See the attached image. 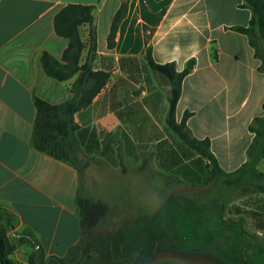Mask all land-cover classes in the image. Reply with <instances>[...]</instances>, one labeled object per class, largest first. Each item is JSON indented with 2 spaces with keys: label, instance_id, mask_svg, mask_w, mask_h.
Segmentation results:
<instances>
[{
  "label": "crops",
  "instance_id": "0c3cea01",
  "mask_svg": "<svg viewBox=\"0 0 264 264\" xmlns=\"http://www.w3.org/2000/svg\"><path fill=\"white\" fill-rule=\"evenodd\" d=\"M68 1L92 5L95 49L89 63L92 69L109 73L91 101L73 113L77 124L95 130L100 157L106 143L110 160L121 162L118 146L123 145L136 162L135 169L154 149L149 145L154 146L168 129L167 83L147 66V47L153 60L172 61L176 70L187 68L191 61L181 80L176 118L183 110L190 111L186 124L191 133L208 137L210 150L226 171L245 160L252 136L247 124L262 113L264 100V72L256 69L258 60L246 36L230 28L248 22L250 11L240 4L242 0H126L111 47L106 46V34L120 0H0V207L12 213L14 229L28 225L44 252L56 255L79 236L73 201L77 175L68 163L34 149L29 137L32 94L52 103L71 94L68 86L74 75L58 81L46 75L39 63L41 51L59 57L66 46V38L54 32L52 18ZM79 31L85 40L87 25ZM85 54L86 48L79 62ZM155 78L166 84L161 86ZM125 139L132 145L130 150ZM256 167L264 170V157ZM143 168L140 172L162 170L153 156ZM249 194L245 213L238 210L236 215L244 216L250 229L261 235L264 192ZM22 249L12 252L20 264ZM153 263L175 264L155 259Z\"/></svg>",
  "mask_w": 264,
  "mask_h": 264
},
{
  "label": "trees",
  "instance_id": "16d2710c",
  "mask_svg": "<svg viewBox=\"0 0 264 264\" xmlns=\"http://www.w3.org/2000/svg\"><path fill=\"white\" fill-rule=\"evenodd\" d=\"M240 4L250 11L248 22L230 28L246 36L252 55L258 60L256 69L264 72V0H242ZM91 9V4L68 1L53 15V30L66 38V46L59 57L41 51L39 63L46 75L58 81L74 75L68 86L71 94L56 103L32 94L34 115L29 137L34 149L75 169L77 186L73 201L79 236L62 255L47 254L37 234L28 225L14 229L9 212L0 207V264H20L12 256L13 250L19 247L23 248L21 264H154V253L162 250L202 255L218 264H264V234L250 229L244 216L226 212L228 203L237 196L264 192V170L256 167L258 160L264 157V100L260 104L262 113L252 116L247 124L252 136L245 150V160L226 171L210 150L208 137L191 133L186 124L190 111L183 110L176 118L175 105L187 68L176 70L172 61L156 62L149 47L144 53L145 62L167 83L165 125L188 150L196 153L201 175L190 166L182 168L179 175L168 174L176 183L191 178L190 193L169 194L148 215L135 216L108 232L95 230L109 206L100 198L82 194L80 178L91 162L101 161L100 148L93 127L80 126L73 118V113L86 106L109 77L106 70L92 69L89 63L95 49ZM125 11L126 0H120L110 19L107 47L113 45L114 32ZM81 25H87L85 40L80 35ZM84 48L85 58L79 62ZM211 58H216L215 48H212ZM163 141L156 140L154 149L135 170L144 169L152 156L162 170L177 163L172 154H167ZM125 148H132L128 139H125ZM145 171L151 172V169ZM6 229H11V235H6Z\"/></svg>",
  "mask_w": 264,
  "mask_h": 264
},
{
  "label": "rangeland",
  "instance_id": "374dc122",
  "mask_svg": "<svg viewBox=\"0 0 264 264\" xmlns=\"http://www.w3.org/2000/svg\"><path fill=\"white\" fill-rule=\"evenodd\" d=\"M162 86L164 80L155 78ZM162 139L168 153H171L177 163L172 167L149 172H138L133 167L135 161L124 152V146H118L121 152V163L110 160L107 152L109 144L104 143L100 162H91L83 171L80 178V191L84 195L100 198L109 208L95 226L97 232H108L116 226L126 223L139 215L152 213L161 199L169 194H188L191 178L184 183H176L171 175H179L182 168L190 166L199 175L200 162L197 155L188 150L185 145L169 129L164 128ZM153 143L149 149L153 148ZM197 164V165H196ZM150 166L154 168L150 162ZM171 174V175H168ZM203 174V173H202ZM251 203L249 193L234 198L227 206V214L236 216L237 211L245 213V205ZM10 213V212H9ZM12 221V213L9 214ZM249 220V218H248ZM6 235H11V229H6ZM153 258L163 261L169 260L175 264H218L214 260L197 254L173 253L167 250L156 251Z\"/></svg>",
  "mask_w": 264,
  "mask_h": 264
},
{
  "label": "water",
  "instance_id": "95a60500",
  "mask_svg": "<svg viewBox=\"0 0 264 264\" xmlns=\"http://www.w3.org/2000/svg\"><path fill=\"white\" fill-rule=\"evenodd\" d=\"M186 66H187V68L191 67V61L190 60L187 61Z\"/></svg>",
  "mask_w": 264,
  "mask_h": 264
}]
</instances>
